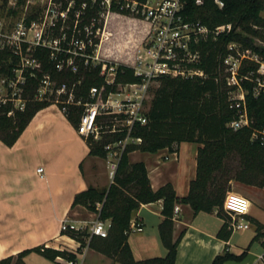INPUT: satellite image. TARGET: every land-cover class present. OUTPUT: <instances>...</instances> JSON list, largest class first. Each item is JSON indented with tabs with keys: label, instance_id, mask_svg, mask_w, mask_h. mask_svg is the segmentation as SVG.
<instances>
[{
	"label": "trees",
	"instance_id": "obj_1",
	"mask_svg": "<svg viewBox=\"0 0 264 264\" xmlns=\"http://www.w3.org/2000/svg\"><path fill=\"white\" fill-rule=\"evenodd\" d=\"M22 1V0H19ZM83 0H76L69 11V22L66 31L71 34L74 25V12ZM220 7L215 0H204L203 4H191L190 15L201 19L203 23L214 27L224 23H233V30L222 34L217 41L209 39L200 43L202 60L196 64L206 72L205 78L162 77L154 91L146 124H137L134 135L141 136L139 144H130L122 154L110 186L98 189L90 186L78 192L73 200L72 208L84 206L97 212L100 219H110L112 225L107 237L92 235L89 245L107 255L116 258L123 264H176L178 246L182 234L174 240V209L177 203H188L195 213L213 212L224 219L218 236L228 240L232 231L228 228L226 214L223 210L224 200L232 189L231 181L236 180L250 185L264 187V144L251 139V129L234 130L228 123L236 117L235 109L230 107L228 89L225 79L218 68L228 53L227 44L238 41L246 48H252L264 55V46L256 44L254 38L264 40V0H222ZM99 11V6L88 3L84 21H88ZM31 18L34 17L32 14ZM101 25V24H100ZM96 24L94 27H96ZM58 30L55 31L57 33ZM99 37H94V44ZM95 49V46L89 48ZM40 67L37 76H29L23 85V97L26 99L23 109L16 108L8 101L0 103V139L9 146L14 145L34 115L42 108L52 104L47 100L35 99L40 78L44 72L50 71L58 80L69 83L77 82L76 96L87 99L91 86H103L105 79L99 74L100 65H82L76 73L58 72L54 69L47 48L39 47L35 51ZM11 60V62H10ZM18 57L11 51L0 50V72L6 76L13 75ZM252 66H255L252 64ZM246 67H244L245 69ZM134 68L126 64H118L116 84L138 81ZM248 87L249 85L246 84ZM117 86L107 85L106 89L115 90ZM247 104L254 126L264 123V96L254 97L249 91ZM82 106L69 105L67 118L77 127ZM12 111V113H10ZM118 133L106 134L99 141L92 136L85 137L90 146V154L106 157L105 145L117 140ZM194 141L201 145L197 156V174L190 183L186 196L180 197L172 183H166L153 189L144 161L131 162L129 153L133 150L156 152L162 148L172 149L175 143ZM238 157V167L229 161ZM163 200V220L159 224V234L167 253L162 257H150L143 260L134 258L129 244V229L135 211L144 203ZM102 202L101 209L96 203ZM257 232L253 240L264 236V223L255 220ZM78 238L85 245L88 229L67 232ZM252 240V241H253ZM37 252L56 260L57 256L75 259L76 256L66 250L37 245L20 251L16 256L10 255L0 259V264H26L25 256ZM246 255L235 254L226 249L217 254L211 264H224L230 259L240 260Z\"/></svg>",
	"mask_w": 264,
	"mask_h": 264
},
{
	"label": "built area",
	"instance_id": "obj_2",
	"mask_svg": "<svg viewBox=\"0 0 264 264\" xmlns=\"http://www.w3.org/2000/svg\"><path fill=\"white\" fill-rule=\"evenodd\" d=\"M75 2L76 0H46L45 9L39 15L30 19L22 18L9 33L0 30V50H10L18 57L12 69L13 75L6 76V79L11 85L20 81L25 84L29 76H37L40 64L35 51L39 47L49 50L50 60L58 72L76 73L82 65H100L99 74L104 77L105 84L101 87L91 86L86 100L76 96L77 82L60 81L50 71L42 74L35 99L56 104L64 114L68 112L69 105L82 106L76 127L81 136H92L99 141L106 134H120L117 140L105 145L106 159L113 179L118 162L127 147L143 141L141 136L134 135V129L137 124L144 125L148 121V100L154 81L165 76L205 78L207 75L204 69L196 65L202 60L200 43L209 39L217 41L222 34L230 33L234 26L229 22L210 27L201 19L192 18L189 7L192 3L203 4L204 0H83L74 12V25L69 34L66 31L69 11ZM89 2L99 6V11L86 22L84 18ZM215 2L220 7L224 6L222 0ZM111 13L131 15L149 22L150 29L144 44L137 50L134 62L130 65L140 78L138 81L116 84L118 63L99 55V45L105 36L107 19ZM96 24L98 26L95 29ZM94 37H99L98 43L94 44ZM92 46L95 49L89 51ZM227 50L218 70L225 79L230 107L236 111V117L228 125L234 130L250 128L251 139L264 144V123L258 127L253 125L246 97L249 91L254 97L264 96V55L244 47L238 41H230ZM107 85H115L117 88L108 91ZM21 98L26 101L23 96ZM14 99L0 98V103L13 101L16 107ZM23 104L20 109L25 107ZM43 171L44 168L40 166L38 173L41 176ZM250 206L251 201L246 195L233 191L226 194L223 210L232 232H244L251 227L247 217ZM96 207L101 209L102 202H97ZM179 211V207L175 206L174 220L178 219ZM94 213L96 218L85 221L82 225L69 218L62 221L61 232L76 242L75 245L61 242L62 247L76 258L57 256L59 263L81 264L80 260L90 246L91 236H108L111 220L100 219L98 213ZM84 229H88L90 234L86 237L85 245L67 233ZM142 229V223L133 218L129 232ZM260 259L264 261V251L260 254Z\"/></svg>",
	"mask_w": 264,
	"mask_h": 264
},
{
	"label": "crops",
	"instance_id": "obj_3",
	"mask_svg": "<svg viewBox=\"0 0 264 264\" xmlns=\"http://www.w3.org/2000/svg\"><path fill=\"white\" fill-rule=\"evenodd\" d=\"M149 29V22L144 19L111 13L98 49L100 57L130 66ZM154 83L155 91L160 80ZM200 145L182 141L175 143L172 149L162 148L156 152L136 149L129 153V158L131 162H145L153 189L170 182L177 195L183 197L189 193L190 183L197 174ZM40 166L44 168L43 176L38 173ZM111 182L106 157L90 154L85 137L78 134L64 112L56 104L40 109L14 145H6L0 139V259L16 256L37 245L57 249H63L61 242L75 245L76 242L61 232L66 218L80 225L87 221L70 216L77 207L85 208H72L75 195L90 186L106 189ZM231 185L228 192L241 193L250 199L247 217L256 235L255 220L264 223V187L236 180H232ZM176 206L180 211L178 219L174 220V240L182 234L176 264H211L215 256L226 249L237 255L246 250V255L224 264H264L260 259L264 251L261 239L246 246L240 240L235 241V232H232L225 240L218 236L224 219L217 211L195 213L188 203ZM162 209L163 200H158L144 203L135 211L134 218L143 226L141 231L129 233L128 241L136 260L162 257L167 253L159 234V224L164 218ZM31 253L25 256L26 264ZM42 256L53 264L59 263ZM80 263L121 264L91 246Z\"/></svg>",
	"mask_w": 264,
	"mask_h": 264
},
{
	"label": "rangeland",
	"instance_id": "obj_4",
	"mask_svg": "<svg viewBox=\"0 0 264 264\" xmlns=\"http://www.w3.org/2000/svg\"><path fill=\"white\" fill-rule=\"evenodd\" d=\"M45 4H46V0H22V1L0 0V30L4 33L11 32V30H13V28L16 26V24L20 20H22V18L30 19L31 18L30 16L32 14L35 16V15H39L40 12L44 11ZM262 15L264 17V11L262 12ZM254 41L256 42V44L264 46V40L260 38H254ZM154 84L155 83H153L150 88V97L148 100V104L150 105V107H151V102L154 96V86H155ZM23 85L24 83H21V81L17 84L14 83L13 85H11V82L6 79V75L0 72V98H15L14 102H15L16 107L18 108H20V106L23 103H24L23 105L25 106V103H26V101L21 98V96H23V90H22ZM43 90H48V89L43 88ZM43 90L42 92H44ZM36 92L38 93L39 91L37 90ZM229 161L231 162V164H233L234 167H238V157L237 156H233ZM70 216L74 218L85 219L87 221H91L96 218V214L94 212L92 213V211L88 210L87 208L85 209L82 207H77L71 213ZM254 236H255V231L250 228L244 231L243 233L235 232L234 240L235 241L240 240L244 245L247 246L253 240ZM259 239L262 240V244L264 246V236L259 237L258 240ZM93 249L96 251H99L95 248ZM103 254H105L108 258H111L114 262L121 263L120 261L116 260V258L111 257L107 255L106 253H103ZM26 261H27V264H53L52 262H49L47 259H45L41 254L37 252H33L29 256H27ZM12 264H15V260Z\"/></svg>",
	"mask_w": 264,
	"mask_h": 264
}]
</instances>
